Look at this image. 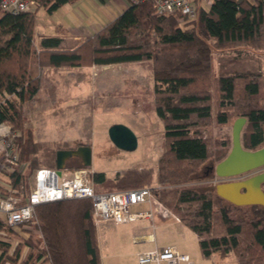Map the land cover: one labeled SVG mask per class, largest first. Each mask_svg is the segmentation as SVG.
Segmentation results:
<instances>
[{"label": "trees", "instance_id": "16d2710c", "mask_svg": "<svg viewBox=\"0 0 264 264\" xmlns=\"http://www.w3.org/2000/svg\"><path fill=\"white\" fill-rule=\"evenodd\" d=\"M36 1L33 9L12 13L1 8L0 0V122L21 132L16 144L27 166L8 174L18 194L24 199L29 177L41 167L34 130L26 126L25 102L37 96L43 83L40 75L31 73L32 66L151 60L155 109L166 140L157 167L161 186L153 183V167H128L114 178L93 171L95 190L149 184L156 197L197 233L204 256L234 253L239 264H264V205H238L215 187L195 184L214 177L211 166L231 149V140L205 136L213 121L224 124L244 116L243 147L264 146V0H211L209 5L196 0L195 18L181 11L158 14L155 0H128L118 16L73 48L61 47L54 36L36 42L38 9L52 13L71 0ZM248 54L263 68L245 67L241 58ZM36 214L34 227L41 229L44 240L30 232L25 241L31 253L44 256L49 264H102L92 198L40 203ZM13 228L0 219V230ZM3 244L0 264L15 261L20 246L11 254L10 245Z\"/></svg>", "mask_w": 264, "mask_h": 264}, {"label": "rangeland", "instance_id": "374dc122", "mask_svg": "<svg viewBox=\"0 0 264 264\" xmlns=\"http://www.w3.org/2000/svg\"><path fill=\"white\" fill-rule=\"evenodd\" d=\"M204 3L207 4L208 1L204 0ZM49 15L42 8L38 9L37 39L39 31L53 32L49 31L48 25L45 24L46 17L48 18ZM257 59L248 54L243 56L241 61L245 67L250 66L252 70L262 69V62ZM218 64L220 65V61L218 55H215V65L218 66ZM33 67L34 65L31 73ZM64 68L68 67L62 69ZM41 69V74L37 75L42 78V88L35 98L25 102L26 126L34 130V136L39 145L38 158L41 166L56 167V157L60 149L89 144L92 149V164L89 169L104 171L108 177L114 178L118 172L128 167L151 166L155 170L153 183H158L156 180L158 160L165 149L166 140L163 120L157 115L155 109V79L151 60L123 62L115 66L114 69H119L123 74L119 80L115 77L112 83L114 87L109 86L111 90L105 93L100 92L97 83L93 82L94 78L87 73H83L79 79L77 70L73 75L68 76L65 70L58 67L52 69L45 67L42 72ZM129 73L134 76L131 74L129 76ZM53 86L55 89H52ZM236 118L224 124L213 121L211 128L205 129V136L211 135L213 138L227 139L232 142V128ZM115 123H124L133 129L138 137V146L135 149L120 148L110 139L109 128ZM79 165L81 162L78 157H69L66 167L62 169L63 177L76 175ZM262 170L264 166L249 174ZM32 174L29 177V189L32 184ZM221 180V177L214 175L209 180H201L195 184L201 183L206 184L207 187H215ZM157 185L161 186V184ZM109 188V186H102L100 191H106ZM135 208V205L130 206L131 210ZM100 224L101 222L99 227ZM188 229L191 230L189 227ZM190 233L192 237L187 235L184 239L181 236L179 240L181 244L194 249L192 259L195 264H239L234 253L226 257L220 256L217 252L210 257L204 256L194 232Z\"/></svg>", "mask_w": 264, "mask_h": 264}, {"label": "built area", "instance_id": "2783aa9c", "mask_svg": "<svg viewBox=\"0 0 264 264\" xmlns=\"http://www.w3.org/2000/svg\"><path fill=\"white\" fill-rule=\"evenodd\" d=\"M195 1L155 0L154 8L158 14L181 11L189 18H195ZM207 1L209 5L211 0ZM36 4V0H1V8L12 13L31 10ZM20 133L11 123L0 122V173L6 175L4 180L0 178V219L7 225L28 227L34 238L43 241L41 229L34 227L38 222L36 206L59 199L83 197L92 198L96 220L113 219L116 223H126L141 218H153L157 210L179 219V216L156 197L153 186L96 191L91 177L93 170L89 168H80L76 175L63 177L56 167H38L32 174L29 192L23 199L8 180L10 172H22L26 167V163L20 161L16 144ZM143 202L149 204L148 209H130L131 205ZM1 233L6 234L5 231ZM138 261L140 264H195L188 253L180 252L172 244L147 249L139 253Z\"/></svg>", "mask_w": 264, "mask_h": 264}, {"label": "crops", "instance_id": "0c3cea01", "mask_svg": "<svg viewBox=\"0 0 264 264\" xmlns=\"http://www.w3.org/2000/svg\"><path fill=\"white\" fill-rule=\"evenodd\" d=\"M128 5V0H71L62 4L54 12L49 13L45 24L48 25L47 29L53 32L39 31L37 43L40 42L42 36H54L60 38L61 47L73 48L84 38L92 36L113 20ZM42 9L46 11L44 8ZM121 63L94 64L92 66H74L61 69L65 70L64 72L68 76L73 75L77 70L79 79L83 73H87L88 76L94 78L93 82L97 83L100 92L105 93L111 90L109 86L114 87L112 83H114L115 77L118 80L121 78L122 71L114 69ZM47 68L52 69L54 67ZM40 69L38 65H34L32 74H41ZM44 69L42 68L41 72ZM130 74L134 76L132 73H129V76H131ZM97 79L99 80L96 82ZM52 89L55 87L53 86ZM78 159L82 162L80 157ZM0 178L3 180L5 178L2 173H0ZM134 205L137 209L135 208L133 211L149 208V204L146 202ZM100 222L101 226L99 227ZM100 222L96 223V226L102 264H139V253L170 244L175 245L180 252L188 253L192 258L195 253L194 249L186 244H181L179 237L182 236L186 239L187 235L192 237L190 232H194L199 241L197 233L191 228L189 230L180 218L177 219L171 215L164 216L158 210L153 218H143L126 223H116L112 220ZM22 227L25 228V226L15 227L12 232L5 231L6 234H2L1 232L4 230H0V234H2L0 235V254L4 249L5 244L3 243L5 242L10 245L9 253L11 254L18 245L20 246L16 260H7L4 264H49L43 260L44 256L41 257L30 252L32 247L25 241L30 230Z\"/></svg>", "mask_w": 264, "mask_h": 264}, {"label": "water", "instance_id": "95a60500", "mask_svg": "<svg viewBox=\"0 0 264 264\" xmlns=\"http://www.w3.org/2000/svg\"><path fill=\"white\" fill-rule=\"evenodd\" d=\"M246 121L244 116L235 119L232 128V147L229 153L211 166L215 175L222 177V180L215 185V189L220 196L238 205H264V170L245 176L246 172L264 166V146L253 150L243 147L241 133ZM109 136L120 148L132 150L138 146L136 133L124 123L113 124L109 128ZM72 156L81 158L83 168L91 167V146L82 144L75 148L58 151L56 167L59 173L66 167L68 158Z\"/></svg>", "mask_w": 264, "mask_h": 264}, {"label": "bare ground", "instance_id": "6f19581e", "mask_svg": "<svg viewBox=\"0 0 264 264\" xmlns=\"http://www.w3.org/2000/svg\"><path fill=\"white\" fill-rule=\"evenodd\" d=\"M57 168V167H56ZM80 169V168H79ZM57 171H58V169H57ZM59 173V172H58ZM246 173H248V172H246ZM60 175L62 174L63 175V172H61V173H59ZM145 186H149V185H145ZM84 198V197H83ZM66 199H73V198H66ZM59 200H62V199H59ZM142 210H144V209H142ZM133 211V210H132ZM162 215H164V216H167V215H165L163 212H162ZM93 217H94V220H95V223H98V222H100V221H102V220H96L97 218H96V216H95V214H94V209H93ZM141 219H143V218H141ZM103 220H112V221H114L113 219H103ZM139 220V219H138ZM115 222V221H114ZM12 227V226H11ZM15 228V227H14Z\"/></svg>", "mask_w": 264, "mask_h": 264}, {"label": "flooded vegetation", "instance_id": "af4514ba", "mask_svg": "<svg viewBox=\"0 0 264 264\" xmlns=\"http://www.w3.org/2000/svg\"><path fill=\"white\" fill-rule=\"evenodd\" d=\"M80 161V160H79ZM253 170H255V169H253ZM253 170H251V171H253ZM251 171H249V172H251ZM249 172L248 173H245V175H247V176H249V175H253V174H249ZM256 173H258V172H254V174H256ZM264 183V182H263Z\"/></svg>", "mask_w": 264, "mask_h": 264}]
</instances>
